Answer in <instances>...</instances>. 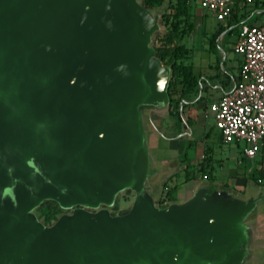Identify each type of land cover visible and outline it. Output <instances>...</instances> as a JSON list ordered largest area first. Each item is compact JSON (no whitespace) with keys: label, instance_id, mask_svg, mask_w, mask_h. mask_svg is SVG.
<instances>
[{"label":"water","instance_id":"95a60500","mask_svg":"<svg viewBox=\"0 0 264 264\" xmlns=\"http://www.w3.org/2000/svg\"><path fill=\"white\" fill-rule=\"evenodd\" d=\"M158 29L138 0H0V264L261 263V191L178 189L158 206ZM46 202L61 211L50 226L34 213Z\"/></svg>","mask_w":264,"mask_h":264},{"label":"crops","instance_id":"0c3cea01","mask_svg":"<svg viewBox=\"0 0 264 264\" xmlns=\"http://www.w3.org/2000/svg\"><path fill=\"white\" fill-rule=\"evenodd\" d=\"M236 61L229 63L228 71L223 69L220 74L212 71L203 75V78H197V87L181 102L169 101L165 125L150 135L152 147L156 151L154 154L161 161L162 168L157 177V201L159 207L166 206L178 189L186 190L189 194L199 186L228 190L243 199L261 191L263 199L255 214L250 217V222L255 226L252 247L257 259H260V264H264V159H260L254 167L246 170V167L239 168L236 158H231L236 165L227 169L224 178L216 180L213 173L215 166L220 169V163L212 156L211 148L203 145V141L209 135V131L203 129L204 120L210 115L206 111V105L216 101L230 89L239 66V60ZM230 71H234V75ZM211 92L216 94L208 98ZM171 118L177 122L179 128L177 131L172 126ZM195 128H202L200 133L202 138H195ZM218 138L220 140L219 136ZM243 158L251 159L244 155ZM178 172L181 173L179 179L176 177ZM169 189H172L171 193L163 203H160L163 192Z\"/></svg>","mask_w":264,"mask_h":264},{"label":"rangeland","instance_id":"374dc122","mask_svg":"<svg viewBox=\"0 0 264 264\" xmlns=\"http://www.w3.org/2000/svg\"><path fill=\"white\" fill-rule=\"evenodd\" d=\"M138 1L145 7L153 9V13L158 15L159 29L151 38V46L154 48L155 53L156 49L160 46L158 39L169 33L176 34L177 39L173 41L169 49L171 50L174 47L180 46L186 51V58L181 63L195 78H203V75L212 71H216L218 74L223 69L228 71L229 63L237 62V57L231 51V46L236 38L235 31L230 36L225 33L221 34V36L219 35L215 41L214 48L210 49V38L217 30L218 22L210 14L201 11L191 2H186L184 5L179 6L176 0H161L157 5L148 6L144 4L143 0ZM176 7H179V9H176ZM180 10H183V15L178 14ZM241 12L246 16L245 24L247 25L264 23V12H257L253 0L248 5H245ZM174 24L176 25L175 31L172 27ZM171 64L172 59H167V63L163 65ZM230 72L234 75V71ZM180 81L181 79L179 78L174 88L177 93L173 98L178 95L179 91H183L184 89ZM215 94L216 92H211L208 98L214 97ZM170 121L175 131H177L179 129L176 124L177 122L172 118ZM203 125V129L209 131V135L206 140L203 141L201 139V141H203V145L211 148L212 156L220 163V169L215 166V172L213 173L216 180L224 178L227 169L236 165V163L231 161V158H236L239 163V168L243 169L246 167V170L252 166L254 167L260 159H264V140L254 157L246 159L243 158V150L248 145L245 142L227 145L221 143L218 138V131L213 127L211 115H208ZM201 130L202 128H195V138L198 139L201 137ZM189 154L190 152L188 151ZM176 177L179 179L181 173L178 172ZM131 201L132 197L127 192L118 195L115 198L112 212L117 214L122 213L127 209ZM102 209L105 210L107 208L104 207ZM34 213L38 221L45 226L54 224L61 216V211L57 206L49 203H44V205L35 209Z\"/></svg>","mask_w":264,"mask_h":264},{"label":"built area","instance_id":"2783aa9c","mask_svg":"<svg viewBox=\"0 0 264 264\" xmlns=\"http://www.w3.org/2000/svg\"><path fill=\"white\" fill-rule=\"evenodd\" d=\"M224 26L234 8L252 0H190ZM259 13V11H257ZM231 46L239 60L230 89L207 105L221 143L245 142L243 155L253 158L264 140V23L239 25Z\"/></svg>","mask_w":264,"mask_h":264},{"label":"trees","instance_id":"16d2710c","mask_svg":"<svg viewBox=\"0 0 264 264\" xmlns=\"http://www.w3.org/2000/svg\"><path fill=\"white\" fill-rule=\"evenodd\" d=\"M176 1H178L177 3L179 6L184 5L186 2H190V0H180V2L179 0ZM143 2L145 5L151 6V5L159 4L161 0H143ZM253 4L254 7H256V10L259 11V13L264 12V0H253ZM244 7L245 6H243L240 9L234 8L224 26L217 24L218 25L217 30L213 33V35L210 38V42H209L210 49L214 48L215 41L219 35L221 36V34L225 33L228 36H230L233 31H235V35H237L239 30L238 29L239 25L245 23L246 21V16L244 15V13L241 12V10ZM176 9H179V7H176ZM178 14L183 15V10H180ZM172 27L173 30L175 31L176 25L174 24L172 25ZM175 39H177V35L174 33H169L164 37L158 39L160 46L156 49V54L157 57L160 59L161 63L163 64L167 63V59H172V64H171L172 77L171 80L169 81L167 94L170 102L179 103L186 95L190 94L195 90V88L198 85V80L193 75H191V73L181 63L186 58V51L180 46L174 47L171 50L169 49V46L173 43ZM179 78L181 79L180 82L184 87V89L183 91H179L178 95L173 98V96H175L177 93V91L174 88L175 85L178 83ZM171 191L172 189L163 192L160 203H163L167 199V196L169 195V193H171ZM46 203L54 204L53 202H46Z\"/></svg>","mask_w":264,"mask_h":264}]
</instances>
